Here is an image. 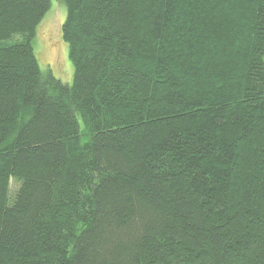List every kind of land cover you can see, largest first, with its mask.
Segmentation results:
<instances>
[{"label": "trees", "instance_id": "obj_1", "mask_svg": "<svg viewBox=\"0 0 264 264\" xmlns=\"http://www.w3.org/2000/svg\"><path fill=\"white\" fill-rule=\"evenodd\" d=\"M60 1L71 84L0 0V264H264V0Z\"/></svg>", "mask_w": 264, "mask_h": 264}, {"label": "rangeland", "instance_id": "obj_2", "mask_svg": "<svg viewBox=\"0 0 264 264\" xmlns=\"http://www.w3.org/2000/svg\"><path fill=\"white\" fill-rule=\"evenodd\" d=\"M66 16L64 4L60 0H51V8L37 28L33 48L44 74L51 73L62 83L71 84L74 68L69 59L68 45L61 36V27ZM11 42L13 40L7 41ZM16 189L17 185L12 181V193Z\"/></svg>", "mask_w": 264, "mask_h": 264}]
</instances>
